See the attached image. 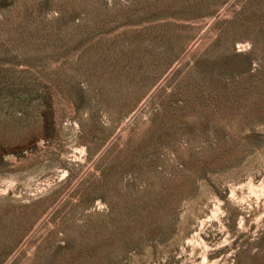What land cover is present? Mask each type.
Segmentation results:
<instances>
[{
	"label": "rangeland",
	"instance_id": "obj_1",
	"mask_svg": "<svg viewBox=\"0 0 264 264\" xmlns=\"http://www.w3.org/2000/svg\"><path fill=\"white\" fill-rule=\"evenodd\" d=\"M0 264H264V0H0Z\"/></svg>",
	"mask_w": 264,
	"mask_h": 264
}]
</instances>
